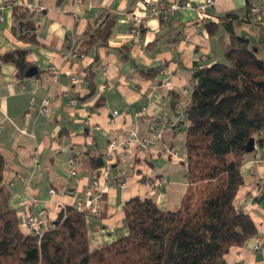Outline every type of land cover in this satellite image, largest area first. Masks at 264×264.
<instances>
[{
	"label": "crops",
	"instance_id": "crops-1",
	"mask_svg": "<svg viewBox=\"0 0 264 264\" xmlns=\"http://www.w3.org/2000/svg\"><path fill=\"white\" fill-rule=\"evenodd\" d=\"M145 1L167 7L190 4L191 8L170 15L166 22L151 18L138 36L132 35L130 14L148 13ZM249 1L217 0L201 13L198 8L204 0H83L78 5L72 0H0V153L6 162L2 187L7 205L21 222L40 213L53 220L62 206L74 205L75 197L85 199L99 168H92V159L103 160L112 137L128 138L135 132L140 139L149 136L148 126L159 119L176 121L179 108L190 101L192 68L222 59L226 32L219 26L215 34H209L208 24L219 25L221 17L234 15L235 33L248 38L264 57V2H256L261 10L251 16ZM34 5L42 8L40 14L29 10ZM14 8L26 11V17L37 24L36 44L12 33ZM107 17L114 19L107 45L85 55L77 53L84 35ZM121 49L126 53L124 60ZM17 50H24L26 61L35 68L31 77L16 79L14 65L3 61L4 55ZM91 64L95 92L80 100L88 92L84 69ZM143 69L158 71L153 79H146L139 73ZM45 98L50 103L48 113L42 115L38 107ZM143 108L147 112L137 117ZM187 126L184 122L178 132L165 131L159 151L134 145L125 177L119 174V165L112 167L100 212L88 219L91 251L127 234L124 207L131 199H150L163 210L180 208L189 187L186 168L164 148L176 151L179 139L185 145ZM259 139L261 146L256 143L243 157V182L233 202L235 209L250 217L256 234L242 246L232 247L221 264L263 263L252 249L256 236L264 242V133L255 138ZM33 153L39 169L34 168ZM69 158H74V176L68 174ZM156 177L166 180L162 189L149 188ZM122 180L125 187L120 186ZM51 189L55 194H49ZM35 199L40 203L30 204Z\"/></svg>",
	"mask_w": 264,
	"mask_h": 264
},
{
	"label": "trees",
	"instance_id": "trees-1",
	"mask_svg": "<svg viewBox=\"0 0 264 264\" xmlns=\"http://www.w3.org/2000/svg\"><path fill=\"white\" fill-rule=\"evenodd\" d=\"M25 14L14 8L12 33L36 44L37 24ZM235 18L225 15L219 25H207L209 34L219 26L226 32L222 59L196 64L191 71L190 101L179 123V128L188 124L184 166L189 185L180 208L163 210L150 199H131L124 207L127 234L94 251L88 245L89 218L73 206L60 210L42 235L27 233L17 212L7 205L2 187L6 162L0 153V264H221L232 247L256 234L250 217L233 202L243 182L247 143L264 133V57L248 38L235 33L231 24ZM113 23V18H105L84 35L76 52L85 55L106 46ZM3 61L14 65L18 80L35 71L24 50L4 55ZM157 71L139 73L153 79ZM94 77L91 64L84 69L88 92L80 100L95 92ZM91 164L100 168L103 160L98 156Z\"/></svg>",
	"mask_w": 264,
	"mask_h": 264
},
{
	"label": "built area",
	"instance_id": "built-area-1",
	"mask_svg": "<svg viewBox=\"0 0 264 264\" xmlns=\"http://www.w3.org/2000/svg\"><path fill=\"white\" fill-rule=\"evenodd\" d=\"M217 0H204L203 5L198 8V11L201 13L205 12V9L212 6ZM264 2V0H250L249 1V12L252 16H258L262 7L259 9L255 6L256 2ZM73 4L78 5L83 2V0H72ZM145 9L148 10V13H138L132 12L130 14V19L133 22L130 27V33L132 35H139L140 27L146 23L147 20L151 18H157L162 22H166L170 15L176 14L180 12L184 8H191L190 4H180V3H172L168 7L165 6L163 3H150L145 1L143 3ZM29 10L34 14H40L42 8L39 6H30ZM54 71V69H51ZM72 82H75V78L71 77ZM49 99L45 98L41 101L38 113L42 115H46L48 113L49 108ZM70 104H74L75 100H69ZM146 111L145 108L141 109L139 112L136 113L137 117L143 115ZM185 119L184 110L182 107L179 108V114L176 118V121H168L166 117L159 119V123L150 124L148 126L149 136L144 138H138L135 132H130L128 138L122 137H112L108 140L106 146V153L103 156V165L97 171L96 176L94 177L91 187L86 193V198L81 199L79 196L75 197V203L72 205L76 211L80 213L86 214L88 218H92L97 216L101 209V203L103 200L104 191L109 186V178L113 172V166L119 165V174L122 177L126 176L127 168L132 160V148L134 145L137 146L138 149L143 151H159L161 148L164 147L163 139H164V132L171 131V132H178L179 131V123ZM164 151L170 153L179 163L184 164L185 156H180L177 151L172 150L170 147L166 146ZM33 164L34 168L38 169L39 164L37 161L36 153H33ZM258 158V157H257ZM68 164L71 166L69 169L68 174L70 176H74L75 170L72 167L74 165V158L68 159ZM167 184L166 180L163 177H156L152 180L151 184L149 185L150 189H162ZM121 187L126 186L125 180H122L120 183ZM258 189V188H257ZM260 189V187H259ZM258 189V191H259ZM49 194H55L54 190L51 189L48 191ZM40 202L38 200H32L30 204L38 205ZM64 208L62 206L61 210ZM50 219L48 216L43 214L38 215H28L24 219V229L27 233H31L34 235H42V233L48 228ZM255 243L252 247L253 251L259 253L262 257V264H264V242L262 241L261 237L256 236L254 238Z\"/></svg>",
	"mask_w": 264,
	"mask_h": 264
},
{
	"label": "water",
	"instance_id": "water-1",
	"mask_svg": "<svg viewBox=\"0 0 264 264\" xmlns=\"http://www.w3.org/2000/svg\"><path fill=\"white\" fill-rule=\"evenodd\" d=\"M28 73H29V76H31V75H33L34 72L32 70H30V71H28ZM256 143L261 146L262 140L261 139H259V140L251 139L247 143V146H246V149H245V153L246 154L251 153L254 150Z\"/></svg>",
	"mask_w": 264,
	"mask_h": 264
},
{
	"label": "rangeland",
	"instance_id": "rangeland-1",
	"mask_svg": "<svg viewBox=\"0 0 264 264\" xmlns=\"http://www.w3.org/2000/svg\"><path fill=\"white\" fill-rule=\"evenodd\" d=\"M183 110H185L184 107H183ZM182 131H184V130H182ZM183 135H184V133H182V136ZM182 136L180 135V137H182ZM175 147H176V151L179 152L180 156H185V145H184L183 139H179L178 142L176 143ZM172 150H174V149H172ZM180 164L183 165L182 163H180ZM196 191H198V186H196Z\"/></svg>",
	"mask_w": 264,
	"mask_h": 264
}]
</instances>
